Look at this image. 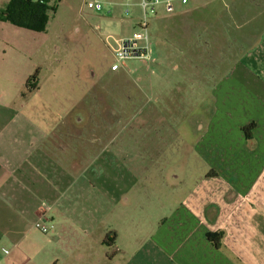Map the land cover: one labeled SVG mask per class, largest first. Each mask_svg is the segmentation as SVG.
I'll return each mask as SVG.
<instances>
[{"label":"crops","instance_id":"0c3cea01","mask_svg":"<svg viewBox=\"0 0 264 264\" xmlns=\"http://www.w3.org/2000/svg\"><path fill=\"white\" fill-rule=\"evenodd\" d=\"M123 1L107 0L102 11L91 9L88 13L110 42L111 50L117 38L135 31L132 22L137 19L127 16L130 13H126ZM139 1H131L130 11ZM8 2L0 0V8ZM212 2L216 7L211 11L208 6ZM246 2L251 6L255 1ZM221 5L229 8L225 0H190L185 5L178 4L173 13L151 16L149 25L152 20L160 24L162 16L192 17L200 11L210 12L213 17L221 15L222 21L209 23L201 13L200 23L170 26L161 22L164 32L172 35H155L157 39L151 41L153 57L146 66L150 71L138 75L144 82L138 88L139 114L146 110L144 116H148L150 104L161 112L162 103L175 102L162 96L169 76L168 63L173 69L178 66V61L175 65L170 62L172 58L180 59L185 70L183 78L194 76L186 73L189 66L184 63H197L203 76L200 78L204 79L211 63L224 61V46L233 47L236 39L242 38L241 32L235 34L243 27L240 9L224 10ZM18 28L30 30L0 20V55L4 53L2 44L11 47L12 41L16 43L19 37L22 40L25 32ZM180 29L186 32L184 37ZM258 32L261 33L257 35ZM253 33L248 36L247 54L239 58L238 51L232 49V61L239 66L234 72L224 73L219 86L212 89L209 116L206 120L202 116L194 119L195 127L203 129L198 150L212 173L199 186H159L163 193L170 192L166 203H157L167 213L149 227L138 208L124 215L135 186L126 192L124 188L117 196L110 186H76L80 177H74V183L66 186L48 180L44 169L50 152L60 148L58 144L51 145L57 138L34 134L33 121L17 119L11 73H1L0 68V264H264V28ZM121 68L130 69L127 65ZM227 80H231L228 85ZM223 81L224 86H220ZM156 90L161 95L158 98ZM201 94L202 91L195 93L197 97ZM209 95L210 91L206 97ZM124 103L129 109L130 105ZM89 122V132L95 134L100 124L97 120ZM251 122L256 126L247 137L243 127ZM83 124L81 120L72 124L69 137L75 142L84 138L79 133ZM105 126L112 127L114 122L106 121ZM171 129L167 128V132L172 133ZM76 132L80 136L75 137ZM89 139L95 142L94 136ZM33 159L39 162L35 164ZM179 191L183 197L177 199ZM42 198L50 204L44 219L46 224H53L48 232L35 226ZM210 233L221 234L218 244L208 236Z\"/></svg>","mask_w":264,"mask_h":264},{"label":"rangeland","instance_id":"374dc122","mask_svg":"<svg viewBox=\"0 0 264 264\" xmlns=\"http://www.w3.org/2000/svg\"><path fill=\"white\" fill-rule=\"evenodd\" d=\"M254 1L249 6L246 0H225L229 8L221 5L224 10L240 9L239 20L243 27L235 34L241 32L242 38L236 39L233 47L224 46L221 53L224 61L211 63L209 75L204 79L200 78L203 76L196 68L197 63H184L190 70L186 73L194 76L193 79L183 78L181 73L185 70L180 59L172 58L170 62L175 65L178 61V66L173 69L168 63L166 73L169 76L164 85L167 90L162 88V96L173 98L175 102L172 105L159 103L161 112H156L150 104L146 112L148 116H144L146 110L142 114L137 110L140 102L138 88L144 83L138 75H145L149 62L129 60L126 63L130 67L128 71L126 68L112 71L110 65L114 57L110 42L107 43L106 36L88 14L91 9L86 5L87 0L58 2L56 9L47 13L44 31L18 28L25 32L22 40L19 37L16 43L12 41L11 47L2 44L4 53L0 55V68L1 73H11V97L17 119L33 121L34 134L43 133L58 139L51 145L58 144L60 148L50 152L48 167L44 169L48 180L66 186L71 181L74 183V177L75 180L80 177L76 186H110L117 196L124 188L126 192L128 187L135 186L129 198L131 205L129 209L125 207L124 215L132 214L133 208H138L148 227L162 219L167 210L165 208L162 212V206L157 203H166L170 192L163 193L159 186H199L212 173L198 150L203 129L202 126L195 127L197 121L194 119L202 116V120H206L214 99L212 89L219 86L224 73L234 72L239 66L232 61V49L235 53L238 51L239 58L244 56L249 45L248 36L254 35L258 29L263 30L264 0ZM208 7L212 11L216 3L212 2ZM201 13L195 12L192 17L185 14L162 16L160 24L152 20L149 25L151 41L157 39V35H172V32H164L161 22L170 26L200 23ZM211 14L206 12L203 18L212 24L222 21L221 15L213 17ZM138 15L139 7L131 6L127 16L136 20ZM179 33L183 37L186 34L183 29ZM197 37L201 36L197 34ZM229 50L232 53L229 54ZM217 52L214 53L216 57ZM36 72L37 79H34ZM4 82L2 78V85ZM220 86H224V81ZM181 87L188 90L183 93ZM198 91L202 94L197 97L195 93ZM159 96L156 90L155 97ZM124 102L130 105L129 109ZM133 113L136 114L131 117ZM80 120L88 127L81 125L79 133L84 138L75 142L69 136H72V124L77 125ZM90 120H97L100 124L95 134L89 132ZM106 121L114 122V126H105ZM167 125L173 127L172 133L167 132ZM79 133L74 136H80ZM89 136H94L95 142L90 143ZM33 162L37 164L39 160L33 159ZM181 192H178L177 199L183 197ZM39 203L42 207L48 205L49 200L42 198Z\"/></svg>","mask_w":264,"mask_h":264},{"label":"built area","instance_id":"2783aa9c","mask_svg":"<svg viewBox=\"0 0 264 264\" xmlns=\"http://www.w3.org/2000/svg\"><path fill=\"white\" fill-rule=\"evenodd\" d=\"M132 0H124L123 4L126 6V13H130V5ZM190 0H140L138 6L141 10V15L137 21L132 22L135 31L126 36L117 38L113 45L114 60L110 65L113 71L119 70L126 66L129 60H141L148 62L153 57L152 42L149 36V20L151 16L158 13H173L178 10V4L185 5ZM107 0H87L86 5L89 9L95 11H102ZM49 205L44 204L40 210L39 220L35 226L43 232H48L53 228V224H46L47 211Z\"/></svg>","mask_w":264,"mask_h":264},{"label":"trees","instance_id":"16d2710c","mask_svg":"<svg viewBox=\"0 0 264 264\" xmlns=\"http://www.w3.org/2000/svg\"><path fill=\"white\" fill-rule=\"evenodd\" d=\"M61 0H10L3 8H0V20L10 21L13 24L28 28L30 30L41 32L45 30L48 11H54L56 5ZM37 79V72L33 76ZM33 86H36L34 83ZM256 126L251 122L243 129L247 137H251V130ZM208 236L218 244L221 234H208ZM220 236V237H219Z\"/></svg>","mask_w":264,"mask_h":264}]
</instances>
